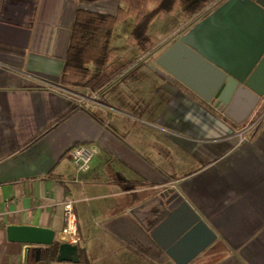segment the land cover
<instances>
[{
  "label": "crops",
  "instance_id": "0c3cea01",
  "mask_svg": "<svg viewBox=\"0 0 264 264\" xmlns=\"http://www.w3.org/2000/svg\"><path fill=\"white\" fill-rule=\"evenodd\" d=\"M227 0H209L193 18L182 8L157 16L166 37L185 33ZM155 7L148 5L145 14ZM122 0H0V264H72L45 259L48 246L7 240L8 226L55 232L72 202L78 249L89 264H264V95L247 119L234 124L215 101L205 102L210 79L184 71L194 92L156 63L159 45L141 51L126 42L135 27L126 17L112 28L108 64L118 67L95 90L85 82L103 68L88 65L80 85L60 82L77 12L113 17ZM213 41L248 57L264 31L253 10L232 4L213 17ZM163 40V39H162ZM107 64V65H108ZM106 65V66H107ZM246 139L235 132L258 116ZM97 153L78 172L68 151ZM177 191L215 235L173 253L184 223L166 198Z\"/></svg>",
  "mask_w": 264,
  "mask_h": 264
},
{
  "label": "water",
  "instance_id": "95a60500",
  "mask_svg": "<svg viewBox=\"0 0 264 264\" xmlns=\"http://www.w3.org/2000/svg\"><path fill=\"white\" fill-rule=\"evenodd\" d=\"M232 4H240L253 10L264 31V0H227L215 12L195 22L185 33L178 36L157 57L156 63L196 93L200 91L185 82L184 71L196 68L203 72L210 79V85L206 94H199L200 97L207 103L215 101L216 106L223 108L222 114L226 118L240 125L264 95V35L245 58L240 56L242 50L221 49L219 39L213 41L211 23L213 24V17L220 10ZM165 202L167 211H173L171 216L184 215L183 226L167 249V254L173 260V253L190 239L198 235L202 237L203 243L199 251L215 239L213 232L177 191L169 193ZM6 236L11 242L51 246L55 232L33 226H8ZM190 259L191 257L182 258L180 262H175L186 264ZM56 261L78 264V246L59 243Z\"/></svg>",
  "mask_w": 264,
  "mask_h": 264
},
{
  "label": "trees",
  "instance_id": "16d2710c",
  "mask_svg": "<svg viewBox=\"0 0 264 264\" xmlns=\"http://www.w3.org/2000/svg\"><path fill=\"white\" fill-rule=\"evenodd\" d=\"M127 5L126 11H118L113 17L77 12L71 29L60 82L67 86H76L89 77L88 65L103 68L102 72L85 82L91 90H95L108 81L118 67L108 64L113 55L108 50V42L112 28L126 17H132L135 27L127 38L128 44L137 43L139 50L146 51L153 40L146 36L148 26L163 13H171L177 7L182 8L186 18H193L209 3V0H122ZM155 7L145 14L147 6ZM108 64V65H107ZM107 65V66H106ZM58 242L48 246V256L45 259L56 260ZM78 264H89L82 249H78Z\"/></svg>",
  "mask_w": 264,
  "mask_h": 264
},
{
  "label": "built area",
  "instance_id": "2783aa9c",
  "mask_svg": "<svg viewBox=\"0 0 264 264\" xmlns=\"http://www.w3.org/2000/svg\"><path fill=\"white\" fill-rule=\"evenodd\" d=\"M261 116L262 114L235 132V137L237 138L238 142H242L246 139L248 130L253 127L255 123H257ZM96 153L97 149L93 146L79 145L70 149L68 151V156L71 163L78 172H85L89 167L91 159ZM63 219L64 226L59 233L58 243L78 245L79 237L76 227V218L72 202L70 201H67L63 204Z\"/></svg>",
  "mask_w": 264,
  "mask_h": 264
},
{
  "label": "rangeland",
  "instance_id": "374dc122",
  "mask_svg": "<svg viewBox=\"0 0 264 264\" xmlns=\"http://www.w3.org/2000/svg\"><path fill=\"white\" fill-rule=\"evenodd\" d=\"M154 25V31L157 32L156 34L153 32L154 37L151 38L154 41H159V45L157 48L154 50L152 53V56H158L163 49H165L169 44H171L177 37H175V34H170L168 37H166V29L162 30L156 22L153 24ZM163 39V40H162Z\"/></svg>",
  "mask_w": 264,
  "mask_h": 264
},
{
  "label": "flooded vegetation",
  "instance_id": "af4514ba",
  "mask_svg": "<svg viewBox=\"0 0 264 264\" xmlns=\"http://www.w3.org/2000/svg\"><path fill=\"white\" fill-rule=\"evenodd\" d=\"M255 125H256V123H255ZM255 125H254L253 127H251V128L248 130V132H247V133L251 132V131H252V129L255 127Z\"/></svg>",
  "mask_w": 264,
  "mask_h": 264
}]
</instances>
